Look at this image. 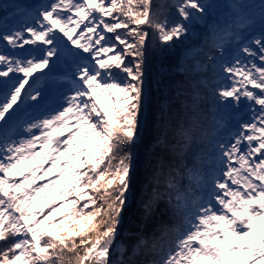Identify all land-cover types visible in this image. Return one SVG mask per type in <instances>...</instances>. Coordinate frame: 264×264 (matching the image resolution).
Instances as JSON below:
<instances>
[{
	"label": "snow or ice",
	"instance_id": "obj_1",
	"mask_svg": "<svg viewBox=\"0 0 264 264\" xmlns=\"http://www.w3.org/2000/svg\"><path fill=\"white\" fill-rule=\"evenodd\" d=\"M10 7L0 3V264H264V0H172L167 13L154 0ZM190 39L176 71L191 92L178 85L173 112L164 86L153 187L122 232L146 53ZM190 58L211 78L189 80Z\"/></svg>",
	"mask_w": 264,
	"mask_h": 264
},
{
	"label": "trees",
	"instance_id": "obj_2",
	"mask_svg": "<svg viewBox=\"0 0 264 264\" xmlns=\"http://www.w3.org/2000/svg\"><path fill=\"white\" fill-rule=\"evenodd\" d=\"M40 0H0V3H8L13 5L10 7L8 12H13L16 9L23 8L22 5L32 3L27 6V9L33 8ZM172 0H154V3L159 6L160 10L164 13L169 11V6ZM224 2H226L224 0ZM21 12L18 11V15ZM3 10H0V17L7 15ZM194 31L201 33L203 31V26L200 24L194 25ZM197 40L190 39L189 43L186 45H178L173 52L167 56H161L160 53L156 52L152 48H149L146 53L147 56V77H146V90L148 93V110L145 120V130L143 137L137 147L135 148V158L132 170V192L128 201V206L124 214V228L122 232H125L130 227L134 228V225L140 220L141 213V201L147 199V194H150L153 185L149 182L150 180V148L152 147L153 137L155 135L156 124L158 120L159 105L165 100V89L164 86L167 85L168 96L172 99L170 104V110L173 112L179 111L181 105L179 100L174 99L175 92L178 85L183 84L189 92H191V87L188 81L185 80V75L182 72H177L176 69L180 66L179 64V54L184 46H188L192 43H197ZM187 67L189 69V80H198L200 75L194 74L193 71V61L189 60L187 62ZM59 70V66L57 67ZM203 76L211 78V72L203 73ZM52 95V93H51ZM106 96V95H104ZM104 96H98L100 98ZM180 99H184L181 97ZM189 103H191V97H188ZM189 114L191 110L189 109ZM210 117V114H209ZM173 121V125H175ZM210 131V118L205 121L201 118V127L199 132ZM199 134V133H198ZM157 151H159L157 149ZM155 163V161H152ZM181 183L187 184V180ZM59 186H54L51 189H46V191L55 193ZM149 228L151 229L154 225L152 222L149 223Z\"/></svg>",
	"mask_w": 264,
	"mask_h": 264
},
{
	"label": "rangeland",
	"instance_id": "obj_3",
	"mask_svg": "<svg viewBox=\"0 0 264 264\" xmlns=\"http://www.w3.org/2000/svg\"><path fill=\"white\" fill-rule=\"evenodd\" d=\"M225 1L228 2V0H225ZM31 4H32V3H28V4H25V5H22L23 8L21 7L20 9H16V10H14L13 12H18V11H19V12H21L20 14H22L23 10H27V6H30ZM192 44H195V43H192ZM192 44H190V45H188V46H184V47L181 49V53L179 54V57L182 56L183 49L190 47ZM197 58H201V59H202V56H199V57H197ZM189 60H192V61H193V71H194L195 59L190 58V59L184 61V63L187 65V62H188ZM197 73L200 75V78H201V76H203V73H202V72H196V71H194V74H195V75H196ZM47 92H48V98H51V97L53 96V92H54V90L51 89V88H48V89H47ZM51 93H52V95H51ZM98 99H99V101H100L101 106L106 107L110 113L113 111V108H112V106H111V101H110V99H109V97H108L107 95L104 96V97H102V98L98 97ZM79 138H80V137H78V139H79ZM83 146H85V145H81V147H83ZM86 146L90 147L94 154H97V153H98V150L95 149L94 147H92V145H91L90 143L87 144ZM73 151H75V149H74ZM72 162L75 163L76 161L73 160Z\"/></svg>",
	"mask_w": 264,
	"mask_h": 264
}]
</instances>
